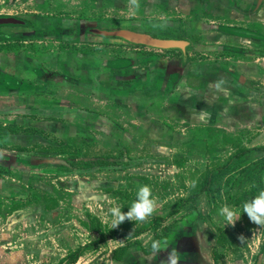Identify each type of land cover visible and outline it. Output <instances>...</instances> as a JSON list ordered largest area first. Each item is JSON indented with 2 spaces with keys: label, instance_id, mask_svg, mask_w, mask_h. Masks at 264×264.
<instances>
[{
  "label": "crops",
  "instance_id": "0c3cea01",
  "mask_svg": "<svg viewBox=\"0 0 264 264\" xmlns=\"http://www.w3.org/2000/svg\"><path fill=\"white\" fill-rule=\"evenodd\" d=\"M257 2L138 0L137 7L130 0H0V17L20 20L0 27V123L8 125L0 128L22 132L8 134L4 142L26 146L35 137L53 142L47 135L53 132L67 137L75 131H99L104 149L110 150L118 134L116 146L124 154L127 145L138 147L147 138L154 142L152 157L170 165L174 174L183 164L191 169L189 180L205 178L230 156L214 159L215 149H206L212 142H229L240 130L255 132L252 142H264V0ZM36 17L48 20L46 24L57 19L61 32L34 28ZM97 26L165 35L184 42L185 48L105 40L96 44L88 30ZM20 52L42 68L36 75L49 80L44 88L14 69ZM68 116L75 125L65 123ZM33 130L46 134L33 136ZM182 138L194 150L182 158L173 156L174 143ZM10 149V154L18 152ZM14 160L16 167L32 163ZM47 163L67 168L57 167L59 173L30 165L29 172L12 171L24 175L18 180L0 175V264H66L74 252L71 264L93 263L95 252L85 246L97 240L96 228H90L82 213L95 218L101 208L95 172L74 173L65 159L39 161ZM28 189L57 195L58 202L30 203ZM212 242L207 226L183 218L158 255H152L149 242L111 244L99 264H162L172 248L179 253V264H214Z\"/></svg>",
  "mask_w": 264,
  "mask_h": 264
},
{
  "label": "rangeland",
  "instance_id": "374dc122",
  "mask_svg": "<svg viewBox=\"0 0 264 264\" xmlns=\"http://www.w3.org/2000/svg\"><path fill=\"white\" fill-rule=\"evenodd\" d=\"M0 46L2 47L3 45ZM35 52L39 53L33 51V53ZM70 121L74 122L68 116L65 119V123L68 124ZM5 126L8 125L0 123L1 128ZM1 128L0 153L4 154L3 158L0 156V175L2 176L18 180V177L24 175L12 173V171L29 172L31 170L27 168L30 165H34L32 167L38 169L44 167V169H49L51 172L57 171L59 173L62 172L56 170L57 167L63 170H65L64 167L67 168V166L57 163L39 164V161L44 157L54 160H67L69 165H71V168L69 166L70 170L74 171V173L77 169L81 173L95 172L93 175L97 182L96 198L100 200L101 208H97L95 218H92L91 214L87 215V211L82 213L88 220L90 228L91 226L96 228L97 240L85 246V249H88L87 251L95 252L92 264H99V262L104 260L102 257L107 254L108 249L113 248L111 244H122L124 247H132L135 245L140 246L142 242V244L146 245L152 238L153 232L159 233L160 230L168 227L171 221L179 218L187 219L188 223L198 220L207 226L210 235L213 236L211 257L214 264H264V226L252 223L248 216L242 213V206H237L234 202L244 190H250L249 186L255 183L257 176L255 171L254 175H252V182L242 185V182L239 184V178L244 173L238 174V172L246 167L248 169L245 172L248 170L252 171L253 164H257L258 168L261 166L258 161L260 160V153L254 149L263 147L264 142H252L255 132L253 134V132L251 133L247 130H240L238 135L234 136L229 142H212L215 145L205 146L206 149H215L216 156L214 159L218 161L223 156L238 153L242 148L247 152L231 164L227 173L217 181L216 187L211 186L210 194H200L199 188H201L202 181L200 179L194 182L189 180L188 176L191 169L182 166V164L180 169L183 170H178L174 174L170 170V165L158 162L157 160L159 159L156 160L152 157L150 148H152L154 142H150L147 138H144L142 144L138 142V147L127 145V150L123 154L121 148L116 146L120 138L118 134L113 136L111 150L109 148L104 149V142H102L104 134L99 131L89 132L88 134L86 132L84 134L83 132L76 134L75 131L69 133L67 137L62 131L58 133V136H52L54 135L53 132L47 134L50 135L49 137L53 142H39L35 137V141L27 142L25 146L23 145L25 142H4L8 134L13 132L22 133L21 131L9 132L1 130ZM45 134L46 132L33 130V136H44ZM185 140V138H182L174 143L173 156L177 155L182 158L183 155L194 150V146L189 148V142H185ZM165 144L167 145L168 142H165ZM10 148L18 152L12 151L10 154L7 152ZM207 155L211 156L212 153L210 152ZM89 156L90 158L92 156L95 157V160L91 158L92 161L88 163L86 159ZM14 158L24 159L27 162L31 159L32 163L24 165L20 162L16 167L14 166ZM194 170L197 169L195 168ZM260 174L264 188V169H262ZM13 176L15 177L13 178ZM170 176H173V180H169ZM141 185H149L152 189L153 197L156 200V209L153 215L145 222L125 221L118 228L112 229L110 224L111 217L108 215V210L106 209L107 211H105V208L109 209L112 206L119 205L126 212L135 200L137 190ZM27 192L30 203L51 202L55 206V202H58L57 195H55L56 197H51L36 191L29 193V189ZM192 196H195V198H192L184 207L180 208L181 200ZM58 197L64 198L61 195ZM253 197L254 195H252ZM224 204L237 209L241 214L234 226L225 227V222L218 216V211ZM18 206L21 207V205ZM85 222L87 224V221ZM240 236L245 238L243 243L239 239ZM115 237L122 238L115 241L113 240ZM110 238L112 239L111 242L108 240ZM71 254H75V252ZM71 261L72 258L69 256L64 263L71 264Z\"/></svg>",
  "mask_w": 264,
  "mask_h": 264
},
{
  "label": "clouds",
  "instance_id": "9594fccd",
  "mask_svg": "<svg viewBox=\"0 0 264 264\" xmlns=\"http://www.w3.org/2000/svg\"><path fill=\"white\" fill-rule=\"evenodd\" d=\"M132 5L138 7V0H130ZM222 83V81L220 82ZM220 83L216 84L220 88ZM226 91V90H225ZM156 209V200L153 197L152 189L149 185H141L136 193L135 200L128 207L125 212L119 205L112 206L108 209V215L111 217V228H118L125 221L145 222L151 217ZM242 213H245L249 220L255 225L264 226V190H259L258 193L250 200L242 205ZM218 216L225 222V227L234 226L236 221L239 220L241 214L237 209L224 204L218 211ZM243 243L244 237H239ZM161 251V241L153 240L151 242V252L156 256ZM179 253L175 248L168 251L166 259L162 264H179Z\"/></svg>",
  "mask_w": 264,
  "mask_h": 264
},
{
  "label": "flooded vegetation",
  "instance_id": "af4514ba",
  "mask_svg": "<svg viewBox=\"0 0 264 264\" xmlns=\"http://www.w3.org/2000/svg\"><path fill=\"white\" fill-rule=\"evenodd\" d=\"M33 19H34V22H35V24L33 25V27L34 28L35 27H38L37 29L40 30V31H42V32H48L49 34H52V33L55 34V31L57 32V34L61 32L62 25L57 21V19H53V23H51L49 21V24H46L48 20H45L43 18L36 17V18H33ZM50 23L52 24V27H51ZM97 23H100V22H97ZM71 28L72 27H70V29ZM79 30H81V28ZM94 30H98V31H112V30H106V29L104 30V29H101L98 26L95 27V28L89 29L88 31H89L91 37H94L96 39V42H95L96 44L103 43V42H100L101 40L103 41L105 39L106 40H113V39H115L113 37L102 36L101 34L96 33ZM78 37H80V36H78ZM157 38L164 39V40H168V36H165V35H163V36H157ZM22 52H20L18 54L21 57V61H20V63L18 65H16L14 67V69H16L17 72H20L22 74H25L28 77H31L35 82L36 81L38 83L40 82L42 84V85L40 84L41 89L44 88V85L47 84L45 82L46 81H49V80H44L46 77L43 78L41 76H37L36 75L38 73V71L41 70L42 68H40L39 66H37L35 64L36 62L34 60L33 61H29V59L27 57H25V55ZM37 54L38 53H36V52L33 53V55H35V56H37ZM42 92L44 93V92H46V90H43ZM213 169H215V168H213ZM213 169H211L210 171H212ZM201 181H202V185H201V188H199V190H200L199 193L200 194L201 193L202 194L203 193H209L210 194L211 188H209L208 186H206L205 188L203 187V185H204V182H203L204 181V178L201 179ZM192 198L194 199L195 196H192V197H190L188 199H185V200H181V202H180V208L181 207H184ZM195 209H198V208H195ZM182 220H183V218H179L177 220H173V221H171V223L169 224L168 227L160 230L159 233L158 232H153L152 238L149 240V246H151V242L153 240H160L161 243L165 242L167 236L169 235L170 230H172L173 225L176 224L179 221H182Z\"/></svg>",
  "mask_w": 264,
  "mask_h": 264
},
{
  "label": "trees",
  "instance_id": "16d2710c",
  "mask_svg": "<svg viewBox=\"0 0 264 264\" xmlns=\"http://www.w3.org/2000/svg\"><path fill=\"white\" fill-rule=\"evenodd\" d=\"M254 150H257L260 153V157L258 160L259 163H261V166H259V168L257 167V164H253V169L248 170L247 172H245L248 167L244 168L243 170H241L240 172H238V174H243V176H240L239 178V184L242 182V185H245L246 183H250L252 182V175H254V172H257V176H256V180L254 184H251L250 190H244L240 197H238L234 202L235 205L237 206H242L244 202L252 199V195H256L258 193L259 190H264L263 185L261 183V171L262 169H264V146L263 147H259V148H255ZM247 152L246 150H244L242 148V150H240L238 153H233L232 155H230V157H227V159H225V161L222 164H219L218 167H216L215 169H213L212 171H209L207 173V175L204 178V185L203 187L205 188L206 186H208L209 188H211V186H217V181H219L220 177L224 176L227 171L229 170V167H231V164H233V162H235L240 156H243L244 153ZM212 182V183H211ZM75 254L71 256L72 261H75Z\"/></svg>",
  "mask_w": 264,
  "mask_h": 264
},
{
  "label": "water",
  "instance_id": "95a60500",
  "mask_svg": "<svg viewBox=\"0 0 264 264\" xmlns=\"http://www.w3.org/2000/svg\"><path fill=\"white\" fill-rule=\"evenodd\" d=\"M261 1L262 0H258L257 3H260ZM18 23H20V20H18L17 18L0 17V27L16 25ZM94 31L98 34H101L102 36L115 38L113 40L105 39V41L109 42H122L126 44L139 45L156 49H179L181 51H183V49L185 48V43L182 41L160 39L157 37H153L146 32H137L131 29L124 28V26L123 28L112 31Z\"/></svg>",
  "mask_w": 264,
  "mask_h": 264
}]
</instances>
